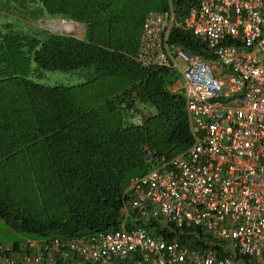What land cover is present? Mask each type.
<instances>
[{"label": "trees", "instance_id": "16d2710c", "mask_svg": "<svg viewBox=\"0 0 264 264\" xmlns=\"http://www.w3.org/2000/svg\"><path fill=\"white\" fill-rule=\"evenodd\" d=\"M18 1L35 2L34 16L84 22L85 35L0 27V218L22 237L117 228L128 182L149 168L145 148L169 157L192 142L184 93L172 88L178 72L134 58L145 12L167 0ZM170 40L207 55L188 30L173 29ZM80 67L91 75L76 83L31 77ZM133 222L196 246L223 243L129 208L127 225Z\"/></svg>", "mask_w": 264, "mask_h": 264}, {"label": "built area", "instance_id": "2783aa9c", "mask_svg": "<svg viewBox=\"0 0 264 264\" xmlns=\"http://www.w3.org/2000/svg\"><path fill=\"white\" fill-rule=\"evenodd\" d=\"M175 28L207 55L170 40ZM134 58L178 72L191 144L169 157L145 148L149 168L128 182L119 227L0 243V264H264V0H167L145 12ZM129 208L221 249L128 226Z\"/></svg>", "mask_w": 264, "mask_h": 264}, {"label": "rangeland", "instance_id": "374dc122", "mask_svg": "<svg viewBox=\"0 0 264 264\" xmlns=\"http://www.w3.org/2000/svg\"><path fill=\"white\" fill-rule=\"evenodd\" d=\"M36 5L35 2H32L26 8L18 0H0V27H3L5 23H9L22 32L35 34L39 37H44L50 32L67 33L80 38L85 35L84 22L60 14L52 15L46 11L34 16L29 10ZM57 21H64L72 24L73 27L69 30L63 26L56 27ZM90 75L91 69L80 67L72 70H45L42 76L31 75V77L47 84H71L85 80ZM136 116L134 115L135 118ZM21 237L20 233L13 230L0 218V243L8 244L13 240L21 239Z\"/></svg>", "mask_w": 264, "mask_h": 264}, {"label": "bare ground", "instance_id": "6f19581e", "mask_svg": "<svg viewBox=\"0 0 264 264\" xmlns=\"http://www.w3.org/2000/svg\"><path fill=\"white\" fill-rule=\"evenodd\" d=\"M56 27H65L66 29H71L72 27H73V25L72 24H69V23H66V22H64V21H57L56 22V25H55Z\"/></svg>", "mask_w": 264, "mask_h": 264}, {"label": "clouds", "instance_id": "9594fccd", "mask_svg": "<svg viewBox=\"0 0 264 264\" xmlns=\"http://www.w3.org/2000/svg\"><path fill=\"white\" fill-rule=\"evenodd\" d=\"M137 116H138V115H137ZM137 116H136V117H137Z\"/></svg>", "mask_w": 264, "mask_h": 264}, {"label": "crops", "instance_id": "0c3cea01", "mask_svg": "<svg viewBox=\"0 0 264 264\" xmlns=\"http://www.w3.org/2000/svg\"><path fill=\"white\" fill-rule=\"evenodd\" d=\"M12 243V242H11Z\"/></svg>", "mask_w": 264, "mask_h": 264}]
</instances>
